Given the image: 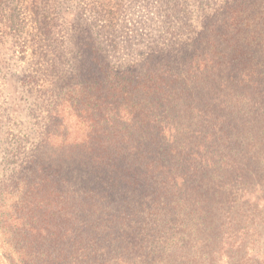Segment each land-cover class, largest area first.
I'll return each mask as SVG.
<instances>
[{
    "label": "rangeland",
    "instance_id": "1",
    "mask_svg": "<svg viewBox=\"0 0 264 264\" xmlns=\"http://www.w3.org/2000/svg\"><path fill=\"white\" fill-rule=\"evenodd\" d=\"M232 4L235 0H0V186L36 154L50 116H58L52 129L60 137L49 150H65L68 163L84 159L82 140L91 125L83 117L113 114L110 104L83 112L85 86L90 88L85 93L93 86L110 97L112 86L121 84L125 93L118 99L128 98V109L136 108L132 116L196 115L186 105L194 99L190 86L215 105L194 61L225 51L218 39ZM247 30L249 50L255 32ZM246 57L254 60L255 54ZM258 61L264 68V51L253 66ZM162 82L173 89L168 100L176 102L154 110L150 102L168 96L152 93ZM239 149L234 163L200 166L184 180L185 195H170L164 184L150 181L145 195L133 200L138 205L107 209L99 219L103 225L91 226L101 235L93 245L99 255L83 264H264V144ZM19 187H0V264L15 259L2 226L23 224L16 219ZM101 206L85 207V214ZM41 213H31L27 226H36Z\"/></svg>",
    "mask_w": 264,
    "mask_h": 264
},
{
    "label": "trees",
    "instance_id": "2",
    "mask_svg": "<svg viewBox=\"0 0 264 264\" xmlns=\"http://www.w3.org/2000/svg\"><path fill=\"white\" fill-rule=\"evenodd\" d=\"M223 23L225 29L218 41L225 51L210 52L204 59L194 61L195 70L207 81L203 87L210 90L215 105L201 100L197 87L190 86L188 91L194 99L186 105L196 115L173 118L142 112L143 116H132L136 108L128 109L124 103L128 98L118 99L121 92L125 93L121 84L112 86L114 94L110 97L97 94L98 89L93 86L92 93H85V86L83 112L110 104L113 114L90 115L89 120L83 117L91 125L90 134L82 140H85L84 159L71 163L63 159L65 150H49L52 139L60 136L52 129L58 116L47 118L48 126L43 130L36 154L24 166L12 170L7 184L0 186L15 185L21 190L16 213L22 215L16 219L23 224L16 228L2 226L11 257L15 256L7 264H83L82 260L97 253L93 245H98L101 238L91 226L103 225L99 219L107 216L110 207L117 210L131 203L138 205L133 200L145 195L143 188L150 181L164 184L170 195H185L188 183L184 180L200 166L234 163L240 147L264 144V68L261 61L253 66L258 54L264 51V0H235ZM247 29L255 32V46L251 50H247L251 45ZM233 37L235 40L229 45ZM212 38L215 45V35ZM241 40H245V45H241ZM248 52L255 54L254 60L246 57ZM201 61L204 65L200 68ZM102 68L100 64L98 69ZM172 91L164 82L152 89L157 96L168 95L161 101L150 102L154 110L162 103L164 108L176 102L168 100ZM124 111L131 117L125 119ZM100 126L108 131H100ZM62 144L65 145L64 140ZM85 199V207L101 202L104 206L85 214L88 212ZM77 209L83 212L78 217ZM41 211L40 216L36 215V226H27L28 218L33 219L29 215ZM115 219L120 217L114 215ZM103 255L101 252L100 256Z\"/></svg>",
    "mask_w": 264,
    "mask_h": 264
}]
</instances>
